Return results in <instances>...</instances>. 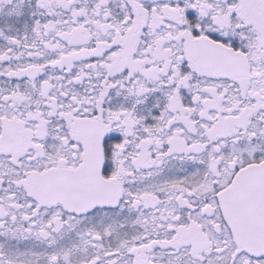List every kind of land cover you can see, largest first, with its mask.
Returning a JSON list of instances; mask_svg holds the SVG:
<instances>
[{
  "label": "snow or ice",
  "instance_id": "6c2138e0",
  "mask_svg": "<svg viewBox=\"0 0 264 264\" xmlns=\"http://www.w3.org/2000/svg\"><path fill=\"white\" fill-rule=\"evenodd\" d=\"M0 264H264V0H0Z\"/></svg>",
  "mask_w": 264,
  "mask_h": 264
}]
</instances>
